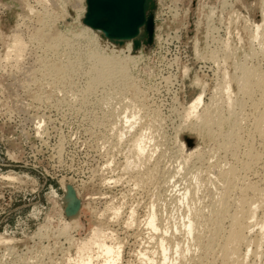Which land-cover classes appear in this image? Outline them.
<instances>
[{
	"label": "rangeland",
	"instance_id": "rangeland-1",
	"mask_svg": "<svg viewBox=\"0 0 264 264\" xmlns=\"http://www.w3.org/2000/svg\"><path fill=\"white\" fill-rule=\"evenodd\" d=\"M80 1L0 0V264H72L76 256L73 246L96 226L117 235L124 264L138 263V252L153 250L150 232L143 224L152 204L168 220L163 226L179 223L187 203L193 209L203 207L207 211L219 184L210 183L206 173L198 182L193 172L198 167L204 171L202 167L208 163L221 162V157H233L231 151L225 154L217 150L218 141L208 140V135L193 125L199 120H186L185 107L204 88V105L214 108L215 96L218 102L221 100L220 112L226 117L227 98L219 90L223 82L232 81L235 93L236 67L256 66L264 72V39L257 40L258 44L251 37L250 26L262 22L264 1L147 0L146 12L155 21L153 42L143 44L140 54L127 57L131 62L126 64L124 60L125 78L118 76L85 92L91 66L87 53L102 51L108 55L109 50L88 39L95 33H78L82 23L76 15L86 5ZM13 31L27 46L21 60H15V56L4 59ZM46 31L62 33L68 42L47 50L48 41L42 37ZM52 62L76 65L66 78H55L47 68ZM237 106L236 113H252L249 105ZM125 115L131 121L132 115L136 116L134 128L126 123ZM251 116H244L242 121L244 137L251 127ZM141 132H145L150 163L133 164V169L126 170V157L134 154L133 140ZM191 147L197 148L202 159L188 157ZM240 147L236 155L242 160L245 145ZM254 147L261 152V159L252 171L242 172L241 161L237 166L247 182L263 187L264 142L256 138ZM61 182L72 184L81 199L80 214L66 228L68 231L59 216L63 207L58 198L65 192ZM187 187L198 190L187 203H180ZM109 206L120 208L118 219L107 211ZM132 209L136 222L131 226L126 222ZM262 217V211H258L256 220ZM179 233L180 241H184ZM189 245V252L175 264H197L200 249L194 241ZM244 252L242 248L241 254ZM252 258L248 256L246 262H252ZM214 259L215 264L220 263L217 256ZM158 261L156 264H164Z\"/></svg>",
	"mask_w": 264,
	"mask_h": 264
},
{
	"label": "bare ground",
	"instance_id": "bare-ground-1",
	"mask_svg": "<svg viewBox=\"0 0 264 264\" xmlns=\"http://www.w3.org/2000/svg\"><path fill=\"white\" fill-rule=\"evenodd\" d=\"M68 1L70 2V0ZM75 1L77 2L80 0H74V2ZM83 1L86 3V0H83ZM263 1L264 0H262V3ZM220 2L222 1L220 0ZM77 3H81V1ZM146 6H147V3H146ZM262 6H261V9L263 11H261L262 12V15H261L262 22L261 23H257V24L255 23V24L250 25L246 21L250 26L253 27V32L251 33L252 34L251 37H253L256 41L264 39V8H262ZM76 9L78 8L76 7ZM79 9H82V8L79 7ZM86 13H87V4L83 8L82 12L79 15L78 14L76 15V18L82 23L81 27L79 28L80 31H78V33L79 32L80 33H86V32L95 33L92 37L88 39L92 42L97 43L98 45L99 44L102 45L104 47V48L102 47L104 50L105 49L109 50L108 55L107 53H104L102 51L99 52V51L90 50L89 53H87L88 54L87 56L89 60L91 61V66L89 67V70H88V74L90 77H88L89 80H88V84H86L87 87L85 90V92L86 91L88 92V91H92L93 89H96V87H98L99 85L100 86L102 84L104 85L107 82L109 84V82H111L110 80H113V79L115 80V78L118 76L119 77L121 76L122 79L125 78L127 76V75L125 76V73L127 70L126 64L131 62V61H128L127 57L131 58L134 55L140 54L142 45L147 44V34L146 32L145 34L143 33L144 28L142 27L139 31V34L135 38H132V39L109 38L103 31L94 30L84 24ZM213 14L214 12L211 10V15ZM13 32L14 34L13 35L11 34L12 43L9 44L8 47L6 46L7 52H5V55H4L5 57L3 56L4 59L6 58L7 60H9V58H12L14 56H15V60L16 59L19 60L20 58L22 59L24 52L26 50V47H27L21 35L15 31ZM50 33L51 32L49 33L47 32V34H43V35L41 34L42 37L47 39L46 41L44 40V42H47V41L49 42V43L48 42L46 43L47 46L49 47L47 50L54 49L56 46H58L57 43L60 44L61 42L63 43L67 41V37H65V35H63L62 33H56V34H53V33L50 34ZM39 37L40 35L37 38L39 39ZM143 37H145V39H143ZM41 41L42 40H40V43ZM135 43H139L140 47H136ZM262 43L263 42H261V45ZM258 44H260V42H258ZM261 54H263L262 55L263 57L264 56V46L262 48ZM250 56H252V54ZM0 59L2 61L3 58H0ZM7 60H5L6 63L8 62ZM124 60L126 61V64ZM60 64L61 62L60 63L52 62V64L49 63V65H47V68L49 69V71L50 72L52 71L54 73L55 78L56 77L60 78L62 76L66 78L65 75H67L70 72V69L75 67L76 65V64L74 65V63L70 64L69 62L65 65L64 64L60 65ZM42 66H44V64ZM236 68L237 70H239V74L235 76L232 75V76H233V80L236 82L238 92L236 91L237 93L236 92L233 93V90L231 87L232 81L230 80L224 81L223 82L224 85L222 84L221 85L222 87H220L221 89L219 88L221 95L226 96L225 99L227 98L226 105L228 109L226 110H228V113H227L228 115L226 117L225 115L223 116V114H221L220 112L221 107L219 106H220L221 100L220 102H218L219 99L216 100L215 96L214 97L212 96V101L214 100L212 103L215 102L214 108L212 107L213 109L211 107L209 108L206 105H204L205 104L204 88L203 89L201 88L202 92H200L196 98H194L190 103H188V105L184 109L186 120H188L187 118H193V117H194L193 119H197V121L199 120L198 121L199 123L197 122L198 124L194 123L193 125H197L200 128V132L202 133L203 131L206 134V137L208 135V140L210 137L214 139L213 140L214 142L215 140L218 141L217 150L218 149L222 150L225 154H228L227 153L228 151H231V153H233L231 154L233 156L232 158L230 157L228 159L227 158L225 159L220 156L221 157L220 159H222L221 162L208 163L207 166L202 167L204 168V171H202L201 168L198 167L197 170L193 172L194 173L193 179H196L198 182L201 181V176H202L201 174L206 173V176H207L206 178L210 183L215 182L219 184L218 186H215L216 195L215 197H213L214 201L212 200L213 202H211L206 207L207 211L203 210V207L202 209H199V208L193 209V207H190V204L188 205L187 202L189 201V199H192V194H195V192L198 190L197 189L198 187L196 186L197 188L195 189L194 188L191 189L187 187L182 197L179 198L180 203L181 202L187 203V210L185 211V214L183 215V218L181 219V221H179V223H174V225L172 226H168V223H165L167 225L163 226L164 224L162 223L168 220H166L165 217L163 218L161 215L157 213L156 207L154 206V203H153L151 206V209L146 214L147 215L146 218L143 220V224L146 226V229H148L150 232L149 238L153 243L152 245L153 250L151 249V251H147L146 249L145 251L138 252L137 253L138 263L136 264H156V260H159L158 262H162L164 264H175L181 258H184L186 256V253L189 252L190 240L192 242L194 241L195 245L198 246L197 248L200 249V254L198 255L197 264H215L214 261H216L215 260L216 258L214 259V256H217L220 259L219 264H264V186L263 187L259 186V183L257 184L256 182L255 183L247 182L249 180L247 179L246 181L245 177H242V172H247L250 170L252 171L253 167L261 159V155H260L261 152L259 154L255 150L254 143H255L256 138H259L260 141L264 142V72H261L256 66L248 67V66L240 65ZM228 78L225 77V79H228ZM237 105L240 106V108H244L245 105L251 106L252 123L250 124L251 125L250 129H248L249 132L248 131L247 133L245 132L246 133L245 137L243 134L244 126L242 125V121L246 119L244 116H248L251 114H248L246 112L236 113L234 111V108H236ZM200 108H202L201 111L199 110ZM128 116L125 115L123 118L126 119V123H128L129 127L132 129L134 128V125H135L136 116L132 115L131 117L132 121ZM225 125L228 126V130L226 131L224 130ZM120 137L123 138V133L120 134ZM133 141H134L133 143L134 152L133 151L132 152L134 154H130L131 156L127 155L126 160H125V166H123L126 170L130 168L133 164L134 165L139 164L138 166H140L141 163L146 164L150 160L149 158L151 154L150 155L146 154L147 145L145 143L146 142L145 132H141L140 134H138V136H136ZM243 144L245 145V150H243L244 157H242L243 158L242 160H239L238 159L239 156L237 157L236 153L238 152L237 150L239 149V147ZM181 147L183 148V150H186V146L184 143H182ZM187 153H188V157L190 158L192 156H196L200 158L203 157L201 153L197 151L196 147H193V148L191 147L187 149ZM225 154L223 157H226ZM185 162H187V160H185ZM238 162L241 163L240 167L242 168L241 170H243L242 172L237 166ZM133 166L131 167L132 169H133ZM143 167H146V166L144 165L142 166V168ZM211 173L215 175L214 178L210 176ZM137 174L139 177V173ZM148 174H150V171ZM148 174H145V176ZM145 176L143 178H147L149 175L147 177ZM15 178L18 179L17 177ZM15 178L9 177L7 179L8 180L11 179L12 181H15L14 180ZM140 180L142 179L140 178ZM262 180H264V176ZM138 182H139V179H138ZM61 183L65 191L66 183L65 182H61ZM75 191L79 196V193L77 192V190ZM233 195H236V198H233ZM58 200L61 206L63 207L62 209H64V206L60 198H58ZM232 206L234 207L232 208ZM62 209L60 207L59 216L63 220L62 222V224L64 223L63 227L64 229L70 228L69 226L76 222L75 220L78 218L79 215L72 217V218H67L65 216L66 217L65 218L64 217L65 212L63 213ZM107 211H110L112 213L113 219L115 218V220L118 219L120 216V208L118 206L117 207L109 206L107 208ZM258 211H262L263 217L261 220L257 221L256 214ZM110 212L109 214H111ZM129 214L130 215L128 217V221L126 222V224L132 226V224H135L136 222V219H135L136 211L132 209ZM113 219L112 221H115ZM66 230L68 231V229ZM66 230H63V232ZM177 232L178 233L180 232L179 234H182V237L185 238V239L182 238L184 239V241H180V237H178ZM84 236L86 237H83L82 239H80V241L77 242L76 244L74 243L75 245L72 243L74 246L71 245L73 246V248L76 249L75 250L76 256L72 259V264H124L123 263V246L119 238L117 237V235L114 233V231L109 230V228L106 229L101 226H98V227L96 226L93 230H91L88 233V235H84ZM1 239L2 238H0V240ZM1 242L2 241H0V243ZM242 248L245 249V252L243 254H241ZM156 255L158 257H156ZM250 255L254 258V260L253 261L251 260L252 262H248V261L246 262L248 256Z\"/></svg>",
	"mask_w": 264,
	"mask_h": 264
},
{
	"label": "water",
	"instance_id": "water-1",
	"mask_svg": "<svg viewBox=\"0 0 264 264\" xmlns=\"http://www.w3.org/2000/svg\"><path fill=\"white\" fill-rule=\"evenodd\" d=\"M146 3L147 0H86L84 24L94 30L103 31L112 39L135 38L143 27L147 34V44H151L155 21L152 14H147ZM135 45L140 46L139 43ZM60 200L67 218L79 215L81 199L72 184L66 185Z\"/></svg>",
	"mask_w": 264,
	"mask_h": 264
}]
</instances>
